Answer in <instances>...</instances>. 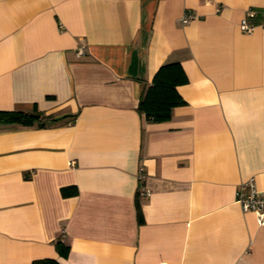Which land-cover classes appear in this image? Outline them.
I'll use <instances>...</instances> for the list:
<instances>
[{"label": "crops", "instance_id": "1", "mask_svg": "<svg viewBox=\"0 0 264 264\" xmlns=\"http://www.w3.org/2000/svg\"><path fill=\"white\" fill-rule=\"evenodd\" d=\"M173 61L184 103L150 120ZM35 108L0 125V264H264L235 199L264 190V0H0V109Z\"/></svg>", "mask_w": 264, "mask_h": 264}, {"label": "trees", "instance_id": "2", "mask_svg": "<svg viewBox=\"0 0 264 264\" xmlns=\"http://www.w3.org/2000/svg\"><path fill=\"white\" fill-rule=\"evenodd\" d=\"M186 81V75L179 62H167L159 66L154 73L150 85L143 90L138 110L153 121L167 120L174 106L184 103L183 98L178 93L176 86ZM57 120L46 115L40 110H22V109H0V125L5 126H45L52 121ZM64 196L76 193V189L69 186L61 188ZM137 213L140 215V206L137 204ZM58 251L66 254L68 247L62 244L60 240L57 242ZM32 264H59L53 258L35 259Z\"/></svg>", "mask_w": 264, "mask_h": 264}, {"label": "built area", "instance_id": "3", "mask_svg": "<svg viewBox=\"0 0 264 264\" xmlns=\"http://www.w3.org/2000/svg\"><path fill=\"white\" fill-rule=\"evenodd\" d=\"M256 10L247 9L246 16H255ZM191 17L190 14H185L180 17L181 21H187ZM247 17H243L239 23V27L243 32H250L254 29L255 24L249 22ZM82 48L77 50L78 54H81ZM143 178L142 172L139 173V180ZM144 193L147 194L148 191L144 190ZM235 199L240 204L243 211H251L256 217L258 224H264V190H260L256 187L253 177H250L242 181L236 192Z\"/></svg>", "mask_w": 264, "mask_h": 264}]
</instances>
